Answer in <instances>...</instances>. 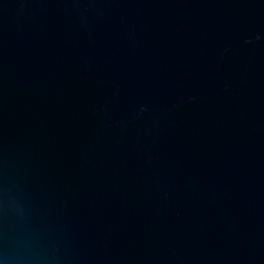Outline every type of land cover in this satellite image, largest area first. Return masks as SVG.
Here are the masks:
<instances>
[{"label":"water","instance_id":"water-1","mask_svg":"<svg viewBox=\"0 0 264 264\" xmlns=\"http://www.w3.org/2000/svg\"><path fill=\"white\" fill-rule=\"evenodd\" d=\"M0 264H264V0H0Z\"/></svg>","mask_w":264,"mask_h":264}]
</instances>
